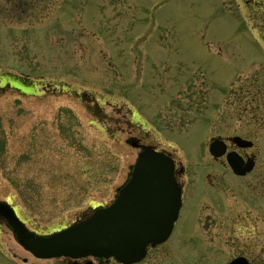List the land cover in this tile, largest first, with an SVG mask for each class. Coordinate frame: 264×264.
<instances>
[{
	"label": "rangeland",
	"instance_id": "rangeland-1",
	"mask_svg": "<svg viewBox=\"0 0 264 264\" xmlns=\"http://www.w3.org/2000/svg\"><path fill=\"white\" fill-rule=\"evenodd\" d=\"M235 136L254 143L246 178L208 151ZM138 144L222 199L204 243L152 264H264V0H0V201L34 233L66 228L115 200ZM24 260L42 264L1 226L0 264Z\"/></svg>",
	"mask_w": 264,
	"mask_h": 264
},
{
	"label": "water",
	"instance_id": "water-1",
	"mask_svg": "<svg viewBox=\"0 0 264 264\" xmlns=\"http://www.w3.org/2000/svg\"><path fill=\"white\" fill-rule=\"evenodd\" d=\"M233 142L249 148L251 142L239 137ZM210 153L221 157L225 144L214 140ZM235 174L243 176L253 169V161L236 153L227 155ZM181 191L174 178V164L164 153L146 148L139 153L131 179L115 202L95 210L86 219L47 237L35 236L18 219L14 210L0 202V216L11 226L18 243L38 258L114 257L125 263L139 262L149 244L164 242L170 235L181 206ZM230 264H249L237 258Z\"/></svg>",
	"mask_w": 264,
	"mask_h": 264
},
{
	"label": "flooded vegetation",
	"instance_id": "flooded-vegetation-1",
	"mask_svg": "<svg viewBox=\"0 0 264 264\" xmlns=\"http://www.w3.org/2000/svg\"><path fill=\"white\" fill-rule=\"evenodd\" d=\"M224 141L227 144V152L231 151H236L239 153L244 159H249L252 158L254 160V168L251 173L247 174L244 177H238L235 176L236 178H246L251 174H254L258 170V159L255 154H249L247 153V150H239L236 149L235 146H233L229 138H225ZM138 146H140L138 144ZM171 156V155H170ZM172 157V156H171ZM173 158V157H172ZM222 159V158H221ZM225 160V158H223ZM220 160V159H219ZM223 161V160H221ZM174 173H175V178L177 180L178 186L181 189V209L179 212V217L174 224V228L172 231L171 236L169 239L159 245H149L147 247V254L146 257L139 263L136 264H152L148 259L150 258L151 254L157 251L160 247L163 245H166L168 242H172V248L171 252L174 250L173 246L178 247L179 245L186 244L189 246L190 244H193V240L196 238L199 240V242H203L200 235L199 231H197V227H206L211 224L213 219L211 218L210 212L214 213H220L221 210L219 209L218 206L222 205L221 198H218L216 194H213V189L216 188V183L212 180L213 177H208L206 183L208 191H204L205 187H195V191H190L187 193V183L183 181V177L185 175V169L177 163V161L174 160ZM223 164H227L226 160L223 162ZM258 175L256 176V184L254 190L263 189L264 190V172L258 171ZM191 189V188H190ZM212 192V193H211ZM253 199L255 200V208H258L261 214L264 215V191L260 192V194H254ZM215 214V213H214ZM7 227L8 229L11 230L10 226L5 222L4 219H0V227ZM204 243V242H203ZM200 249H196V251H199ZM27 253V252H26ZM155 256V255H152ZM243 256V255H240ZM246 257L250 264H254V260ZM156 258V257H155ZM32 259L42 262V264H122L120 262H117L114 258H95V257H81V258H66V257H61V258H54L50 260H39L35 259L32 257ZM148 260V261H146ZM197 264H200L196 262ZM24 264H27L26 260H24ZM174 264V263H172ZM189 264H195V262H190ZM202 264V263H201Z\"/></svg>",
	"mask_w": 264,
	"mask_h": 264
}]
</instances>
